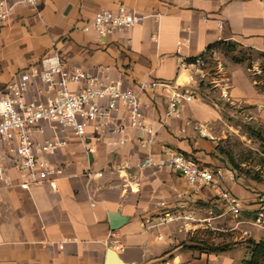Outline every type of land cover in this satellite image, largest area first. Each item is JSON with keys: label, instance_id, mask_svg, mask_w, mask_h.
Masks as SVG:
<instances>
[{"label": "crops", "instance_id": "0c3cea01", "mask_svg": "<svg viewBox=\"0 0 264 264\" xmlns=\"http://www.w3.org/2000/svg\"><path fill=\"white\" fill-rule=\"evenodd\" d=\"M12 2L14 16L0 33V92L53 52L69 70L96 74L99 66L109 67L110 77L126 88L150 81L182 87L188 73L197 89L200 80H210V70L202 75L183 67L184 63L206 54L210 69L225 45L264 58V0H41L40 13L18 0ZM123 6L145 17L143 22L113 35L82 31L99 12H117ZM180 42L185 45L178 51ZM217 75L227 76L225 72ZM230 80L233 96L251 95L250 87L245 88L247 81L236 70ZM185 88L195 95V88ZM171 94V89L160 87L143 96L152 105L144 117L154 131L153 143L147 147L137 140L151 136L129 126L122 105L114 118L118 125L124 121L127 132L87 141L93 145L91 154L71 131L47 125L46 135L38 140L55 135L68 140L66 148L46 157L52 164L64 165L65 174L56 189L44 183L25 190L18 187L20 174L9 171L16 187L0 184V264H105L109 248L129 264H239L240 258L236 261L229 252L209 254L195 249L197 255L179 242L202 228H219L220 217L209 221L206 215L208 204L219 197L217 191L195 190L170 169L137 168L145 160L160 159L165 148L211 170L218 166L216 141L199 133L214 118L213 110L194 96L191 104L184 105L181 120L167 119ZM121 140L127 143L120 145ZM128 162L131 168L122 170ZM89 168L104 171V177L88 179ZM229 188L238 199L254 201L238 184L230 183ZM162 202L167 211L192 213L195 221L184 227L175 223L146 228L147 221H156ZM114 225H119L115 231Z\"/></svg>", "mask_w": 264, "mask_h": 264}, {"label": "built area", "instance_id": "2783aa9c", "mask_svg": "<svg viewBox=\"0 0 264 264\" xmlns=\"http://www.w3.org/2000/svg\"><path fill=\"white\" fill-rule=\"evenodd\" d=\"M18 1L37 11L41 4V0ZM15 5L12 0H0V33L12 20ZM144 19L145 17L138 16L123 6L117 12H99L81 29L84 32L95 31L100 36L113 35L136 27ZM184 45L180 42L178 51ZM205 55L188 64L184 63L183 67H191L197 73L205 74V71L210 70ZM110 70L105 66H99L96 74L78 69L69 70L61 57L55 54L43 58L37 68L21 72L6 85L0 92V184L8 188L16 187L9 176V171L14 169L21 176L18 184L21 189L27 190L44 183L56 189L57 181L65 174V166L52 164L46 157L66 148L68 140L56 135L52 139L38 140L37 137L46 135L47 125L51 128L60 127L61 132L71 131L76 138L86 143V151L91 154L94 151L93 145L87 141L103 140L112 135L121 136L127 132L124 121L118 125L114 118L122 105L128 114L129 126L151 136L146 141L137 140L139 145L147 147L153 143L154 131L146 125L144 119L145 111L152 106L143 98L146 93L160 87L172 90L167 119L181 120L184 105L194 101V94L185 87L160 81L142 82L136 87L126 88L122 81H115L110 77ZM72 87H76V90ZM228 90L226 88L224 93L226 98ZM199 133L202 137L214 139L204 128ZM126 143V140H121L119 144ZM128 168H131L129 162L122 170ZM137 168L170 169L181 175L195 190L210 188L217 191L219 198L233 215L239 216L243 210L242 201L221 188V171L211 170L194 158L171 148H165L160 159L145 160ZM104 174V171L95 173L89 168L85 176L88 179H102ZM159 208L162 211L160 210L156 221H147L146 228L151 230L175 223L184 227L195 221L192 213L167 211L163 202L159 204ZM257 210L258 223L262 225L263 198L260 199Z\"/></svg>", "mask_w": 264, "mask_h": 264}, {"label": "rangeland", "instance_id": "374dc122", "mask_svg": "<svg viewBox=\"0 0 264 264\" xmlns=\"http://www.w3.org/2000/svg\"><path fill=\"white\" fill-rule=\"evenodd\" d=\"M41 5L42 2L38 13ZM51 54L56 53L44 58ZM219 58L211 63L210 80H200L194 95L196 100L210 106L214 113V118L204 127L217 144L218 166L212 170L222 172V189L231 192L230 183L238 184L253 195L254 201L240 199L243 210L235 216L221 198H215L208 204L206 215L209 221L220 217L219 228L213 225L202 228L184 236L179 242L184 250L194 251L197 255L199 252L190 248L209 252L213 248L227 247L228 251L224 253L229 252L236 261L240 258L239 264H246L252 259L251 252L255 246L264 241V223H258L257 210L260 199H264V58L248 51L229 52L225 48L219 50ZM232 70L247 81L245 88L248 91L250 87L252 91L248 98L232 95ZM220 71L227 76L220 78L217 75ZM226 88H229L227 98L224 97ZM259 264H264V260Z\"/></svg>", "mask_w": 264, "mask_h": 264}, {"label": "trees", "instance_id": "16d2710c", "mask_svg": "<svg viewBox=\"0 0 264 264\" xmlns=\"http://www.w3.org/2000/svg\"><path fill=\"white\" fill-rule=\"evenodd\" d=\"M225 49L229 52L236 51V48L233 45H225ZM193 61H195V59H190L188 63ZM263 154H264V150H263ZM193 249L200 250L197 248H193ZM227 251H228L227 247H221V248L218 247V248L210 249V251L209 252L207 251V253L214 254V253H224ZM251 254H252V259L250 261H247L246 264H259L260 261L264 260V241L256 245L255 248L252 250Z\"/></svg>", "mask_w": 264, "mask_h": 264}, {"label": "water", "instance_id": "95a60500", "mask_svg": "<svg viewBox=\"0 0 264 264\" xmlns=\"http://www.w3.org/2000/svg\"><path fill=\"white\" fill-rule=\"evenodd\" d=\"M118 226L119 225H114L112 227V230L113 231L117 230L119 228ZM105 264H129V263L125 262L121 257V255L116 250L109 248L106 252Z\"/></svg>", "mask_w": 264, "mask_h": 264}, {"label": "bare ground", "instance_id": "6f19581e", "mask_svg": "<svg viewBox=\"0 0 264 264\" xmlns=\"http://www.w3.org/2000/svg\"><path fill=\"white\" fill-rule=\"evenodd\" d=\"M184 76L188 78L186 84H184L182 87H187L190 89H194L196 87L195 79L188 75V73H184ZM196 89V88H195Z\"/></svg>", "mask_w": 264, "mask_h": 264}]
</instances>
